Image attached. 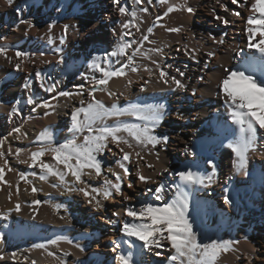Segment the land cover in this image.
I'll use <instances>...</instances> for the list:
<instances>
[{"label": "bare ground", "instance_id": "6f19581e", "mask_svg": "<svg viewBox=\"0 0 264 264\" xmlns=\"http://www.w3.org/2000/svg\"><path fill=\"white\" fill-rule=\"evenodd\" d=\"M169 2L181 4L185 0ZM186 3L193 12L185 9L165 16L167 5L162 6L158 0H152L151 4L147 0H141L139 4L134 0H14L12 5L7 0H0V46L8 49L7 56L11 58L9 62L0 56V138L7 137L4 151L11 146L13 152L5 155L8 167L12 169H5V180L11 183L13 195L9 200L8 186L0 185L3 188L0 190V211L8 213L16 203L21 204L19 213L12 211L8 219L0 218V256L3 257L0 264H60L61 260L64 264H119L117 255L129 253L133 264H169L167 257L173 250L167 241H161L163 247L148 251L140 246L141 241L124 236L120 230L122 224L132 219L126 215V209L134 207L138 210L144 203L160 206L170 201L175 196V185L179 183V177L174 173L190 170L208 176L213 173V165L215 174L210 183L205 180L204 184L183 188L188 193L189 219L193 221L198 240L202 243L212 240L237 242L232 251L222 254L218 264H264V129L258 128L256 149L248 154L247 175L245 171L237 172L233 167L234 154L227 148L234 139L236 126L231 122L218 87L226 71L236 69L245 70L246 74H253L258 79L264 78L259 53L247 47V18L252 15L253 0H240L238 4H233L232 0H186ZM119 7L127 8V15H122ZM145 8L147 11H142ZM237 11L239 16L234 14ZM21 20H31L36 27L28 28ZM129 21V27L123 28L122 25ZM52 23L54 27L49 33L47 25ZM65 24L69 25L67 34L63 31ZM150 28L151 32L148 31ZM172 28L179 31H169ZM49 35L54 40L52 45L47 43ZM144 36L148 39L144 40ZM61 37L65 39L64 44L59 43ZM259 39L257 33L253 43ZM124 43L131 44L127 55L106 57ZM57 47L62 49L61 53L55 51ZM137 48L140 53L133 56L131 66L138 71L132 72L128 68L127 77L113 78L108 87L113 96L100 91L95 96L106 107L114 103L119 108L163 105L154 134L167 136L168 142L155 148L135 146L128 149L121 145L133 153L131 163L125 162L130 175L122 184L124 195L130 199L115 193L107 200L98 196L103 208L97 212L81 193L53 187L58 181L51 176L47 182L41 181L38 167L30 168L20 161L31 163L30 152L42 146L37 137L43 130L52 135L53 146L71 139V112L81 106V99L86 102L90 99L86 90L103 75L94 65L98 63L106 70H115L128 64V56ZM16 51L35 54L22 58V71H16L14 67ZM210 52L215 55L209 56ZM60 55L65 59L64 64L56 63ZM253 56L257 59L253 60ZM160 69L166 71L169 78L180 80L185 90L176 89L171 79L165 84L159 78ZM177 69L184 75L180 76ZM26 83L28 87H25ZM53 85L54 91H48ZM79 85L84 86V94L60 97L50 115L45 112L51 110L38 107L60 91L76 93L80 90ZM30 99L32 103L28 102ZM120 119L141 123L135 117ZM115 122V118L105 121L109 125ZM16 128L25 134L20 139L16 138ZM87 134L86 130L78 133V142ZM12 143L25 149L19 160L15 156L17 147L14 148ZM109 148L111 151L106 149L98 154V159L102 161L103 174L114 181L108 168L123 174L117 163L122 154L112 143ZM135 152H140L143 159H138ZM42 159L55 164L50 153ZM137 161L143 174L152 178L151 184L140 183L134 178ZM149 164L153 167H147ZM256 165L263 171L255 175ZM20 173L28 176L31 185L19 181ZM84 179L92 187L103 186L102 177L93 175ZM18 181L20 193L17 196ZM129 182H133L134 187L128 188ZM161 183L168 187L163 200H155L148 189L154 190ZM32 186L39 191L32 194ZM225 195L230 204L224 203ZM34 199L41 203L32 205ZM108 220L116 223L109 224ZM119 231L121 237L116 239ZM51 240L58 243H48ZM113 242L117 244L114 246ZM39 243L46 244L47 250L33 247ZM76 244L83 246L85 251L80 252ZM92 244L97 246L92 248ZM49 252L53 255H48ZM157 252L160 255H156Z\"/></svg>", "mask_w": 264, "mask_h": 264}, {"label": "snow or ice", "instance_id": "6c2138e0", "mask_svg": "<svg viewBox=\"0 0 264 264\" xmlns=\"http://www.w3.org/2000/svg\"><path fill=\"white\" fill-rule=\"evenodd\" d=\"M149 4L152 0H147ZM240 0H232L233 4H238ZM9 5L14 3V0H7ZM134 3L139 4L141 0H134ZM158 3L167 5V10L164 15L174 11L187 10V12H193V8L187 6L185 3L174 4L170 3L169 0H158ZM252 15L247 18L246 32L248 34L249 49H254L256 53H259V63L264 65V0H253L250 6ZM147 11V9H142ZM119 12L122 15H127L128 9L125 7H119ZM239 16L240 13L237 11L234 13ZM135 14L133 13V17ZM217 19H222L217 17ZM225 24L227 20H223ZM21 23L26 24L28 28L36 27L31 20H21ZM129 23H124L123 28L127 29ZM48 32L51 33L54 23L48 24ZM69 25L63 26V31L67 34ZM149 32L152 29H148ZM169 31L178 32L179 29L172 28ZM259 33L260 39L253 43L254 38ZM129 35V33H124ZM144 40L148 37L144 36ZM223 43V40L220 41ZM47 43L52 45L54 43L51 35L48 36ZM60 44L65 43L64 37H61ZM131 47V44H121L116 51H113L107 56H125L127 55V49ZM57 53H61L62 49L57 47L55 49ZM157 52L160 50L157 49ZM8 49L4 46H0V56L5 57L11 62V58L7 56ZM140 53V49L137 48L132 55L128 56V64H124L115 70H106L101 67L100 64H95L94 67L102 72V78L97 79L93 82L90 89L87 91V96L90 98L87 102L83 99L80 100V107L73 108L71 112V123L69 131L72 133V138L66 140L62 144L53 146L52 135L48 130H43L39 133L37 139L42 143V146L36 151H31L29 160H21V163H26L30 168L38 167L40 169L39 179L47 182L48 178L54 177L58 183L53 184V187H64L68 192L81 193L86 202L91 207L99 212L103 208V204L97 197H102L104 200L111 199L113 194L120 195L124 199H130L124 195L122 191V184L124 178L130 175L128 163H131L130 157L133 156L132 152L126 151L121 145H125L128 149H133L135 146L141 148H147L149 146L155 148L158 144H167V136H157L154 134V128L160 119V111L163 109V105L159 106H141V105H130L127 108H119L115 103L111 107H106L102 100L96 98L95 93L97 91L106 93L109 97L113 96L114 93L108 88L109 82L113 78L127 77L126 69L130 68L132 72H137L136 67L131 65L134 63L133 56ZM33 54H29L22 51H16L15 57L17 62L14 67L16 71L23 70L24 59L29 58ZM41 56L44 53H40ZM147 55V54H144ZM209 56H214L215 53H208ZM253 60L257 58L252 57ZM44 63H51L50 61H44ZM57 64H64L65 59L63 55H60L56 62ZM155 63V61H153ZM159 67V65H158ZM169 67H171L169 65ZM180 76L184 73L177 69ZM40 75L39 72L36 74ZM159 78L167 84L169 79L175 84L176 89L185 90V85L175 77L168 76V73L163 69L159 71ZM203 79V77H201ZM131 84V80L128 81ZM28 87V84H25ZM80 90L76 93L69 91H60L57 95L59 97L72 98L74 95L82 96L84 94V86H77ZM218 87L221 89L224 104L226 105L231 122L235 125L233 129L234 139L227 144V148L234 154L233 167L237 172L245 171L248 164V154L250 151H255L257 144L258 128L264 129V78L258 79L253 74H246L245 70L236 69L226 71L225 77L219 82ZM55 85L48 89V91H54ZM143 90V89H142ZM195 95L196 90H192ZM56 97H53L55 99ZM32 103L30 99L28 101ZM38 107H43L46 110L45 115H50L51 112L55 111V106L49 101H44ZM35 111V109H33ZM13 112L16 109L13 108ZM121 117H135L136 120L141 123H129L121 120ZM110 118H115V123L109 125L105 123ZM151 122V126H149ZM87 131V135L83 136V140L78 142L77 134ZM16 132L17 139L21 138L20 128L14 129ZM134 141V143H133ZM7 143V137L0 138V160H3V164H0V185H7L8 199H12L13 192L11 191L12 185L10 182L5 180V169L12 171L8 167V161L5 159L4 145ZM109 143H112L119 149L120 160L117 161L119 167L123 170V174L114 171L112 168H108V172L115 177V180L109 179L102 171V161L98 159V154H102L106 149L111 151ZM46 145V146H45ZM187 151V149H186ZM25 152L23 148L15 149V156L19 160L21 154ZM51 154L52 160L55 164L44 162L42 159L44 156ZM7 154L12 155L11 146L7 149ZM134 155L138 159H143L140 152H135ZM209 163H212L209 161ZM63 166L62 168L60 166ZM147 167L151 168L153 165L149 164ZM135 176L140 183L151 184L152 178L146 176L140 169L139 162L136 164ZM215 165H213V173L215 174ZM247 175V172L245 171ZM97 178H103L102 188L92 187L84 179L85 176ZM175 176L179 177V183L175 185V196L168 202L163 203L160 206H156L153 203H144L137 210L134 207L126 209V215L132 219L127 222H123L121 232L124 236L129 238H135L137 241H141L140 245L142 248L152 251L153 248L163 247L161 241H167L173 254L167 257L169 264H218V261L222 254H226L233 250V245L237 242L232 240H212L210 243H202L198 240L196 233L193 230V221L189 219V201L188 193L183 190L184 186H191L196 184H204L205 180L209 183L212 180V175L202 176L198 172L193 171H178L174 173ZM71 176L72 180L69 181L68 177ZM19 181H23L26 185H31V181L28 176L24 173L19 174ZM19 181L16 185L15 194L18 196L20 193ZM128 188L134 187L133 182L127 184ZM167 185L161 183L154 190L149 188L148 191L152 192L155 200H163L164 193L167 189ZM0 190H3L0 187ZM25 191H28L26 188ZM39 189L35 186L31 187L32 194H35ZM41 201L32 200V205H39ZM224 203L230 204L231 201L227 195L224 196ZM59 205L56 206L59 210ZM15 211L19 213L21 211V204L16 203L15 207L8 210V213L0 211V218L8 219V215ZM35 217H33L34 219ZM64 217H61L63 219ZM107 223L115 224L116 221L108 220ZM72 243L71 240L67 241ZM48 243L57 244V240H51ZM34 248L47 250L46 244L39 243L34 244ZM75 247L80 252H84L83 246L76 244ZM119 247V245H117ZM48 255H53L49 252ZM156 255H160L159 252ZM16 254H12V258L15 259ZM0 259H3L0 256ZM119 264H133L131 253L128 255L118 254L116 257ZM35 264V262H33ZM60 264H64V261H60Z\"/></svg>", "mask_w": 264, "mask_h": 264}, {"label": "rangeland", "instance_id": "374dc122", "mask_svg": "<svg viewBox=\"0 0 264 264\" xmlns=\"http://www.w3.org/2000/svg\"><path fill=\"white\" fill-rule=\"evenodd\" d=\"M34 33V32H33ZM32 33V34H33ZM257 68H259V66L257 67ZM109 85L110 84H108V87H109ZM53 97H56L55 99H53ZM53 97H49V98H47L46 99V101H49L52 105H55V104H57L59 101H60V97L58 96V95H55V96H53ZM50 99V100H49ZM12 146L15 148V147H17V145H15V143H12ZM20 146H18L17 148H19ZM5 154H7V152L5 151ZM254 170V174L256 175V174H258V173H260L261 171H263V168H261L260 166H258V165H256V168L255 169H253ZM254 175V176H255ZM134 178H136V177H134ZM257 178V177H256ZM136 180H138L137 178H136ZM125 182V181H124ZM127 184V183H126ZM258 184H259V182H258ZM238 187H241V188H245L246 186L245 185H237ZM121 237V232L119 231L118 232V236L116 237V239H118V238H120ZM109 242V241H108ZM112 242V241H111ZM101 245L103 244V241L101 240L100 242H99ZM117 244V242L115 243V242H113V245L115 246ZM95 246H97L96 244H92V248L94 247L95 248ZM18 248V247H17ZM16 248V249H17ZM102 251V250H101ZM103 252V251H102ZM103 257V256H102ZM101 258V257H100ZM102 264H105V262H102Z\"/></svg>", "mask_w": 264, "mask_h": 264}]
</instances>
